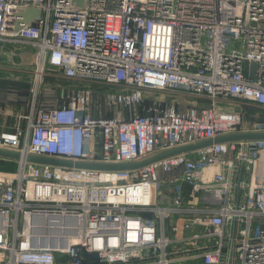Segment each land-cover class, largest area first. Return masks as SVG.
<instances>
[{"label":"built area","instance_id":"2783aa9c","mask_svg":"<svg viewBox=\"0 0 264 264\" xmlns=\"http://www.w3.org/2000/svg\"><path fill=\"white\" fill-rule=\"evenodd\" d=\"M0 43L35 50L32 106L0 148V264H264V0H0ZM48 73L72 85L38 108ZM202 100L208 101L207 105ZM243 168L241 194L238 177ZM97 254L96 258L91 255Z\"/></svg>","mask_w":264,"mask_h":264},{"label":"crops","instance_id":"0c3cea01","mask_svg":"<svg viewBox=\"0 0 264 264\" xmlns=\"http://www.w3.org/2000/svg\"><path fill=\"white\" fill-rule=\"evenodd\" d=\"M35 69L33 48L24 44L0 43V134L14 131L17 116L32 109L31 88L35 85ZM70 85L59 74L48 73L41 87L38 108L53 105L60 88ZM241 108L251 115L264 116L261 108L248 105Z\"/></svg>","mask_w":264,"mask_h":264},{"label":"water","instance_id":"95a60500","mask_svg":"<svg viewBox=\"0 0 264 264\" xmlns=\"http://www.w3.org/2000/svg\"><path fill=\"white\" fill-rule=\"evenodd\" d=\"M248 141V140H264V132H243V133H231L226 134L224 136H219L216 138H210L208 140H202L198 142H194L190 145H184L177 147V149L167 150L160 152V154L151 156L149 158L143 159L142 161L137 162H127V163H101V162H82V161H71L66 159H56L48 156H39L34 154H28L26 156L27 161L37 163V164H49L54 166H64V167H70V168H86V169H96L101 171H110V170H127V169H140L146 166L147 164H150L152 162L159 161L160 159L177 155L179 153H187V152H193L194 150L202 149L205 147H209L213 143H221V142H227V141ZM0 157L6 158V159H15L20 160L23 156L20 152L14 151V150H7L0 148ZM243 168L239 174L238 177V186H237V195L239 196L241 194V183L243 181ZM232 255L233 252H231L230 259L228 261L229 264L232 263ZM91 258H96L97 254L91 255Z\"/></svg>","mask_w":264,"mask_h":264},{"label":"rangeland","instance_id":"374dc122","mask_svg":"<svg viewBox=\"0 0 264 264\" xmlns=\"http://www.w3.org/2000/svg\"><path fill=\"white\" fill-rule=\"evenodd\" d=\"M202 104H204V105H207L208 104V101H206V100H202V102H201ZM225 110H229V111H241L242 110V108H241V106L240 105H238V104H230L229 102H226V103H222V104H220ZM24 114V113H23ZM263 115V114H262ZM0 165H2L1 166V169H4V170H9V169H11V170H14L15 169V167L13 168V167H10V165H8V164H4V162H2V163H0ZM13 168V169H12Z\"/></svg>","mask_w":264,"mask_h":264},{"label":"trees","instance_id":"16d2710c","mask_svg":"<svg viewBox=\"0 0 264 264\" xmlns=\"http://www.w3.org/2000/svg\"><path fill=\"white\" fill-rule=\"evenodd\" d=\"M4 164H8V165H10V167H13V168H14V167H16V164H15V163H13V162L4 163ZM13 168H12V169H13Z\"/></svg>","mask_w":264,"mask_h":264},{"label":"bare ground","instance_id":"6f19581e","mask_svg":"<svg viewBox=\"0 0 264 264\" xmlns=\"http://www.w3.org/2000/svg\"><path fill=\"white\" fill-rule=\"evenodd\" d=\"M262 162H264V153L262 154Z\"/></svg>","mask_w":264,"mask_h":264}]
</instances>
